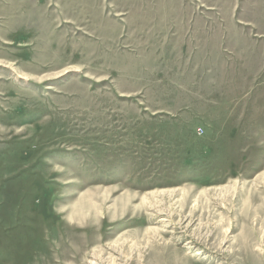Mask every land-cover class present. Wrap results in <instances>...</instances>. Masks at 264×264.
Masks as SVG:
<instances>
[{"label":"rangeland","instance_id":"rangeland-1","mask_svg":"<svg viewBox=\"0 0 264 264\" xmlns=\"http://www.w3.org/2000/svg\"><path fill=\"white\" fill-rule=\"evenodd\" d=\"M0 264H264V0H0Z\"/></svg>","mask_w":264,"mask_h":264},{"label":"bare ground","instance_id":"bare-ground-1","mask_svg":"<svg viewBox=\"0 0 264 264\" xmlns=\"http://www.w3.org/2000/svg\"><path fill=\"white\" fill-rule=\"evenodd\" d=\"M81 204L79 205V204H77V205H75V207L73 206V208L71 209V212H70V214L72 215V216H82V213L79 211L80 209H81ZM36 231V230H35ZM36 234V233H35Z\"/></svg>","mask_w":264,"mask_h":264}]
</instances>
